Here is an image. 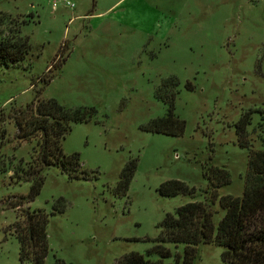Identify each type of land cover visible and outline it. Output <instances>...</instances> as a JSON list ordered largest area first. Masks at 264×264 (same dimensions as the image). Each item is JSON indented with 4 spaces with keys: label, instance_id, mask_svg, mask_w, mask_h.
Listing matches in <instances>:
<instances>
[{
    "label": "rangeland",
    "instance_id": "rangeland-1",
    "mask_svg": "<svg viewBox=\"0 0 264 264\" xmlns=\"http://www.w3.org/2000/svg\"><path fill=\"white\" fill-rule=\"evenodd\" d=\"M68 1L72 7L0 0V40L26 37L29 44L17 65L0 66V264H31L18 260L8 227L18 210L6 202L28 192L29 182L13 172L27 169L33 141L16 138L13 117L36 98L94 109L61 140L87 179L46 167L38 194L21 205L47 215L43 264H113L130 252L156 261L145 252L156 244L158 223L205 200L206 167L228 173L218 197L241 195L248 151L234 126L242 114L250 111L249 149L264 150V0ZM170 77L177 81L173 113L184 121L179 136L142 129L165 114L154 92ZM131 158L134 174L117 196L119 171ZM172 179L193 193L159 195ZM211 209L216 224L223 214L217 198ZM163 246L170 255L162 264H180L184 245ZM196 248L193 264H225L220 247Z\"/></svg>",
    "mask_w": 264,
    "mask_h": 264
},
{
    "label": "trees",
    "instance_id": "trees-1",
    "mask_svg": "<svg viewBox=\"0 0 264 264\" xmlns=\"http://www.w3.org/2000/svg\"><path fill=\"white\" fill-rule=\"evenodd\" d=\"M29 49L26 37L0 40V66H15L24 59ZM49 81V78L45 80ZM177 81L174 77L164 80L155 90L157 98L166 103L162 117L149 120L142 129L170 136H179L184 121L173 113V100ZM186 89L191 90L189 83ZM94 112L93 108H64L54 99L39 100L26 105L13 117L16 138L33 141L32 155L27 169L14 170L16 180L29 182L28 192L6 202L9 208L18 210L17 219L9 225L18 245L19 262L43 264L47 253V215L40 209L28 210L21 205L31 201L39 192L43 182L42 171L53 166L73 179H87L76 153L65 155L61 140L69 131L70 123L83 122ZM250 122V111L242 114L235 123L238 145L247 149L246 173L240 196H217V188L229 181L223 168L208 166L203 171L207 181L203 202L191 201L177 207L174 216L165 214L158 223L160 229L156 244L146 250L145 255L155 254L156 261L130 252L115 260L113 264H162L161 259L170 255L163 243L183 244L180 264H193L197 257L198 244L212 243L222 249L220 258L225 264H264V150L249 149L246 126ZM136 168V159H129L121 168L113 189L117 196L124 195ZM157 192L161 196L193 193L183 182L167 180ZM217 198L223 214L216 224L212 222L211 204ZM61 206L53 211L61 212ZM53 213V212H52ZM178 259V256L176 257Z\"/></svg>",
    "mask_w": 264,
    "mask_h": 264
},
{
    "label": "built area",
    "instance_id": "built-area-1",
    "mask_svg": "<svg viewBox=\"0 0 264 264\" xmlns=\"http://www.w3.org/2000/svg\"><path fill=\"white\" fill-rule=\"evenodd\" d=\"M61 2H62L64 5H66V6H69V7H72V6H73L72 3H70L68 0H61ZM55 5H56V3H53V4H52V7L54 8Z\"/></svg>",
    "mask_w": 264,
    "mask_h": 264
},
{
    "label": "crops",
    "instance_id": "crops-1",
    "mask_svg": "<svg viewBox=\"0 0 264 264\" xmlns=\"http://www.w3.org/2000/svg\"><path fill=\"white\" fill-rule=\"evenodd\" d=\"M98 15V14H97Z\"/></svg>",
    "mask_w": 264,
    "mask_h": 264
}]
</instances>
